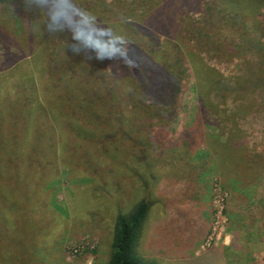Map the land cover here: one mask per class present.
<instances>
[{
  "label": "trees",
  "instance_id": "1",
  "mask_svg": "<svg viewBox=\"0 0 264 264\" xmlns=\"http://www.w3.org/2000/svg\"><path fill=\"white\" fill-rule=\"evenodd\" d=\"M67 1L74 18L43 42L38 32L30 36L35 48L0 74V244L27 241L42 224H68V211L82 223L98 219L107 203V264H162L139 250L157 158L181 156L179 163L195 166L204 158L223 176L238 161L229 143L207 160L164 132L196 63L183 18L208 14L215 23L223 7L219 0ZM126 176L137 183L129 194ZM61 179L70 184L64 202L52 197ZM189 259L177 264H205Z\"/></svg>",
  "mask_w": 264,
  "mask_h": 264
},
{
  "label": "rangeland",
  "instance_id": "2",
  "mask_svg": "<svg viewBox=\"0 0 264 264\" xmlns=\"http://www.w3.org/2000/svg\"><path fill=\"white\" fill-rule=\"evenodd\" d=\"M67 2L10 0L0 6V74L35 48L38 40L30 36L38 32L43 42L54 32L50 28L74 18ZM219 2L215 23L208 14L183 18L184 44L196 63L189 64L179 113L164 132L171 140L185 139L188 154L207 160L229 143L238 161L223 176L204 158L198 166L171 154L157 158L156 198L139 250L162 264L196 257L205 264H264V0ZM131 178L122 181L127 194L137 184ZM61 180L65 184L52 196L58 202L70 185ZM107 205L98 219L82 223L68 211V224H42L27 241L0 244V264H107Z\"/></svg>",
  "mask_w": 264,
  "mask_h": 264
},
{
  "label": "clouds",
  "instance_id": "3",
  "mask_svg": "<svg viewBox=\"0 0 264 264\" xmlns=\"http://www.w3.org/2000/svg\"><path fill=\"white\" fill-rule=\"evenodd\" d=\"M96 18H94V21H95Z\"/></svg>",
  "mask_w": 264,
  "mask_h": 264
}]
</instances>
